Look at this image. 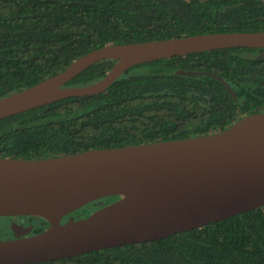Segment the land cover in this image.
<instances>
[{
  "label": "trees",
  "instance_id": "trees-1",
  "mask_svg": "<svg viewBox=\"0 0 264 264\" xmlns=\"http://www.w3.org/2000/svg\"><path fill=\"white\" fill-rule=\"evenodd\" d=\"M261 30V0H0V98L107 44ZM115 61L101 59L65 85L91 84ZM262 68L264 48L248 47L137 64L99 94L0 118V157L39 159L217 132L264 109V73H255ZM117 198L71 214L86 217ZM30 264H264V206L161 239Z\"/></svg>",
  "mask_w": 264,
  "mask_h": 264
},
{
  "label": "water",
  "instance_id": "water-1",
  "mask_svg": "<svg viewBox=\"0 0 264 264\" xmlns=\"http://www.w3.org/2000/svg\"><path fill=\"white\" fill-rule=\"evenodd\" d=\"M231 47L264 48V30L107 44L1 97L0 118L71 96L99 94L137 64ZM101 59L116 60L101 79L65 85ZM108 196L119 198L86 217L71 214ZM260 206L264 112L204 135L39 159L0 157V216L35 215L48 223L34 235L0 240V264L44 262L161 239Z\"/></svg>",
  "mask_w": 264,
  "mask_h": 264
},
{
  "label": "flooded vegetation",
  "instance_id": "flooded-vegetation-1",
  "mask_svg": "<svg viewBox=\"0 0 264 264\" xmlns=\"http://www.w3.org/2000/svg\"><path fill=\"white\" fill-rule=\"evenodd\" d=\"M259 64H261V63H259ZM255 73L256 74H262V73H264V69L262 68V69L255 70ZM253 78H254L255 82H260L257 77L254 76ZM255 109H257V108L255 107ZM257 112H264V109L259 108V110L257 109L253 112L246 113V114H244L241 117H238L236 119L233 118V119H231V124H233L235 121L239 120L240 118H242L248 114L257 113ZM231 124H229L225 128L229 127ZM225 128H223V129H225ZM223 129H221V130H223ZM218 131H220V130H218ZM40 218L41 217L35 216V215L0 216V223L1 222L6 223V226L3 225V227H2L0 225V240L14 239L17 237L30 236V235H34L36 233H39L40 231L46 229L48 226V223L42 224V221L40 220ZM37 224L38 225L40 224L39 225L40 230H38V231L36 230V228H38Z\"/></svg>",
  "mask_w": 264,
  "mask_h": 264
},
{
  "label": "rangeland",
  "instance_id": "rangeland-1",
  "mask_svg": "<svg viewBox=\"0 0 264 264\" xmlns=\"http://www.w3.org/2000/svg\"><path fill=\"white\" fill-rule=\"evenodd\" d=\"M76 217H78V215H77ZM83 217H84V216H83ZM0 225L3 227V225L6 226V223H5V222H1ZM5 226H4V227H5Z\"/></svg>",
  "mask_w": 264,
  "mask_h": 264
}]
</instances>
